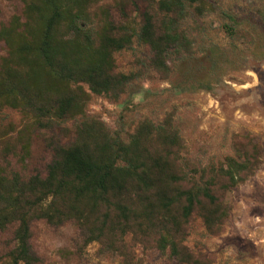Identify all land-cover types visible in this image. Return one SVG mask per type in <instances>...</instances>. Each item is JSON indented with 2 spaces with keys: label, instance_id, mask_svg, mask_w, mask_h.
Here are the masks:
<instances>
[{
  "label": "trees",
  "instance_id": "trees-1",
  "mask_svg": "<svg viewBox=\"0 0 264 264\" xmlns=\"http://www.w3.org/2000/svg\"><path fill=\"white\" fill-rule=\"evenodd\" d=\"M21 15L0 27V112H21L22 148L27 132L43 137L57 124L81 119L75 138L50 141L54 156L46 175L24 180L0 164V230L15 225L12 248L0 264H40L31 246L32 223L60 226L74 221L85 245L99 244L134 264L136 248L168 253L180 264H211L186 244L199 217L208 234L223 232L233 189L246 183L262 163L252 135H236L234 152L220 166L198 169L185 162L188 148L169 115L161 125L142 121L125 140L86 109L91 96L117 101L137 77L118 71L116 53L131 49L134 28L110 20L109 10L93 12L102 0H19ZM139 40L154 53L153 66L169 75L176 52L190 53L183 28L188 8L203 14L211 0H145ZM233 35L238 20L231 18ZM5 135L7 131L4 132Z\"/></svg>",
  "mask_w": 264,
  "mask_h": 264
},
{
  "label": "rangeland",
  "instance_id": "rangeland-1",
  "mask_svg": "<svg viewBox=\"0 0 264 264\" xmlns=\"http://www.w3.org/2000/svg\"><path fill=\"white\" fill-rule=\"evenodd\" d=\"M103 8L114 23L134 28L131 49L115 57L118 71L137 77L117 101L93 94L86 115L125 140L142 121L158 126L171 115L188 148L185 162L198 169L220 166L233 154L236 135H252L262 148V163L230 194L232 210L223 232L208 234L196 217L185 244L211 264H264V0H211L203 14L188 8L183 28L192 50L171 55L167 77L155 70L154 53L138 38L145 0H102L93 9L96 21ZM22 11L19 0H0V27ZM231 18L238 25L229 36L225 26L233 25ZM4 55L0 42V59ZM80 121L57 124L47 137L30 128L25 152L19 140L23 115L5 108L0 112V164L24 180L37 173L45 176L54 156L49 140L72 142ZM15 227L0 230V257L12 248ZM30 242L40 264H126L97 243L85 245V234L74 221L60 226L34 221ZM136 255L134 264H180L157 249L138 246Z\"/></svg>",
  "mask_w": 264,
  "mask_h": 264
}]
</instances>
